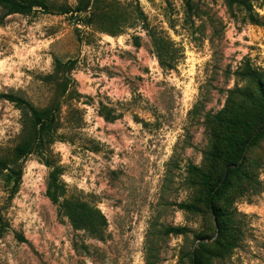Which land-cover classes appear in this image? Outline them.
Masks as SVG:
<instances>
[{"label":"rangeland","instance_id":"rangeland-1","mask_svg":"<svg viewBox=\"0 0 264 264\" xmlns=\"http://www.w3.org/2000/svg\"><path fill=\"white\" fill-rule=\"evenodd\" d=\"M47 2L28 15L0 5V158L30 137L28 109L4 94L55 116L15 161L12 196L0 171V264H192L228 244L208 264H264V130L228 168L218 216L200 185L226 168L209 156L214 133H228L217 112L242 102L236 89L256 90L240 72L264 79V0ZM52 170L90 227L46 195Z\"/></svg>","mask_w":264,"mask_h":264},{"label":"trees","instance_id":"trees-1","mask_svg":"<svg viewBox=\"0 0 264 264\" xmlns=\"http://www.w3.org/2000/svg\"><path fill=\"white\" fill-rule=\"evenodd\" d=\"M81 1L83 0H79V2ZM0 5L5 10L4 15L12 13L28 15L36 8H40L42 12L45 13L51 11V4L48 3L47 0H0ZM82 10V7L71 8L67 5H58V11L60 13L80 12ZM168 59V64L170 66L174 57L170 55ZM55 62L57 66H61V62L58 60ZM240 74L255 82L256 90L236 89L241 96L240 100L242 102L237 103L234 99H231V96H229L227 97L226 106L217 112L215 117L219 130H225L228 131V133L223 136L214 133L215 143L209 152V156L214 161L222 160L225 162L226 168L218 176H214L210 171L202 173L200 181V185L205 194L204 202L209 211L216 216L219 215L218 209L216 208V199L221 192L222 185L228 178V168L235 160L241 159V162L236 167L237 169L240 168V164L244 158L243 153L264 130V124L261 122L255 124V119L259 118L258 109L264 110V79L262 74L257 70L252 69L249 65H246ZM233 91L234 90H230V93ZM3 97L11 102L25 106L29 112L28 127L30 130V137L21 141L14 147L13 161L0 158V171L6 172L5 178L6 182L11 184L10 196H12L16 192L21 179V167H17L15 161L23 158L34 150L33 148L39 147L44 142V135L50 132L54 127L55 116L52 110L46 108L37 109L25 99L14 94H4ZM246 102L250 103L249 107L245 105ZM229 103L234 104V106L231 104L229 105L231 108H229ZM239 133L247 134V136L243 137ZM220 143L223 144V146H217ZM56 173V170H52L49 173L46 195L53 203L59 205V210H63L64 214L67 215L71 222L80 227H90L92 225V218L86 203L67 199L60 201L58 193L59 184L57 180L58 174ZM182 206L196 208L194 205L183 204ZM223 246L220 245L218 250L205 251L204 256H198L194 253V256L191 258V263L208 264L210 259L220 256L222 252H225V250L229 248V244L224 248Z\"/></svg>","mask_w":264,"mask_h":264}]
</instances>
